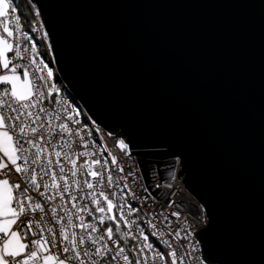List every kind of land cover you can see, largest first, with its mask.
Instances as JSON below:
<instances>
[{"label": "water", "instance_id": "95a60500", "mask_svg": "<svg viewBox=\"0 0 264 264\" xmlns=\"http://www.w3.org/2000/svg\"><path fill=\"white\" fill-rule=\"evenodd\" d=\"M39 3L59 80L131 141L145 186L179 157L205 263L264 264V0Z\"/></svg>", "mask_w": 264, "mask_h": 264}, {"label": "snow or ice", "instance_id": "6c2138e0", "mask_svg": "<svg viewBox=\"0 0 264 264\" xmlns=\"http://www.w3.org/2000/svg\"><path fill=\"white\" fill-rule=\"evenodd\" d=\"M23 4L0 0V264H205V206L173 191L154 210L135 146L62 93L41 4Z\"/></svg>", "mask_w": 264, "mask_h": 264}, {"label": "built area", "instance_id": "2783aa9c", "mask_svg": "<svg viewBox=\"0 0 264 264\" xmlns=\"http://www.w3.org/2000/svg\"><path fill=\"white\" fill-rule=\"evenodd\" d=\"M16 2L20 4V7H24L23 0H16ZM57 79H58V84H59V86L62 89V93L67 96L69 101L73 102L76 106H78L81 110H83L85 112V110L82 108V106L77 102V100L74 98V96L70 93V91L68 90L66 85L59 80L58 73H57ZM134 159H135V161L137 163V160H136L135 156H134ZM170 159H175V158L163 159L161 161H166V160H170ZM179 164H180V160H179L178 164H176L174 162V167L173 168L176 171V179H175V181L171 180L170 177L160 181V183H164V184L172 183L174 187L172 189H168V188H165V187H161L160 188L161 190H163L165 192V195L159 201L157 200V202L154 205V210L157 211V212L166 208L167 203H168V199L170 197V194L173 191H175L178 194L176 196L177 202L184 201L189 206L195 205L196 207L194 208V210H197V211L199 210L198 206L200 205V203L192 195H190L187 192V190L185 189L182 181L177 177V172L179 171ZM13 179L15 180L16 177L14 176ZM141 183H143L145 185L144 180H142ZM157 183H159V179L158 178H156V181H151V182L147 183V186H151V185L155 186ZM150 210H152V209H150ZM172 210H174V209H169L168 211H172ZM172 219H174V218H172ZM206 224H207V219H206V223L200 225L197 228V231L202 229V228H204L206 226ZM150 239H153V241L155 242L154 238H150ZM205 264H207V263H205Z\"/></svg>", "mask_w": 264, "mask_h": 264}, {"label": "trees", "instance_id": "16d2710c", "mask_svg": "<svg viewBox=\"0 0 264 264\" xmlns=\"http://www.w3.org/2000/svg\"><path fill=\"white\" fill-rule=\"evenodd\" d=\"M24 7H21V9H23Z\"/></svg>", "mask_w": 264, "mask_h": 264}]
</instances>
